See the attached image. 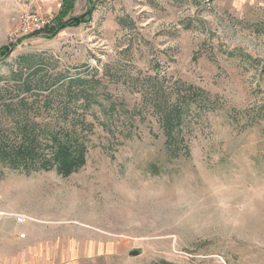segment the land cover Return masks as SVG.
Here are the masks:
<instances>
[{"label":"rangeland","instance_id":"obj_1","mask_svg":"<svg viewBox=\"0 0 264 264\" xmlns=\"http://www.w3.org/2000/svg\"><path fill=\"white\" fill-rule=\"evenodd\" d=\"M69 1L81 25L11 39L20 6L0 0V141L91 126L67 176L0 157V235L18 232L0 255L264 264V0Z\"/></svg>","mask_w":264,"mask_h":264},{"label":"trees","instance_id":"obj_2","mask_svg":"<svg viewBox=\"0 0 264 264\" xmlns=\"http://www.w3.org/2000/svg\"><path fill=\"white\" fill-rule=\"evenodd\" d=\"M64 3H69V0H63ZM69 7V5H68ZM67 11L63 8V4L57 16L54 19V25L49 29V34H55L65 28L79 26L84 23L88 18L90 11L86 15L79 17H73L67 20H63ZM9 53V48H0V61L3 60ZM81 96H84L82 93ZM85 101V100H84ZM85 107L84 103L82 102ZM180 116L181 108L174 107V113ZM91 126L86 123L82 125L78 132L74 135H66L63 131L56 129H50L42 124H36L33 126H24L25 132H31L27 134L20 142L15 144H7L0 141V157L5 159H11L13 163L21 161L28 166L30 171H50L52 169L57 170L59 173H63L67 176L73 172L79 170L85 164V157L88 151L86 145V139L80 134L89 131ZM169 143L166 141L165 144ZM170 143H172L170 141ZM12 148V150L9 149ZM175 158V157H174Z\"/></svg>","mask_w":264,"mask_h":264},{"label":"built area","instance_id":"obj_3","mask_svg":"<svg viewBox=\"0 0 264 264\" xmlns=\"http://www.w3.org/2000/svg\"><path fill=\"white\" fill-rule=\"evenodd\" d=\"M20 10L17 14L16 23L10 33L11 39H24L49 31L54 25L53 18L42 12L33 11V0H18ZM18 224L23 223L22 217H16ZM20 238L25 235L20 234Z\"/></svg>","mask_w":264,"mask_h":264},{"label":"crops","instance_id":"obj_4","mask_svg":"<svg viewBox=\"0 0 264 264\" xmlns=\"http://www.w3.org/2000/svg\"><path fill=\"white\" fill-rule=\"evenodd\" d=\"M61 0H33V11L34 12H42L45 14H51V12H54L55 10H57L59 12L60 10V2ZM58 3V4H57ZM57 4L55 9V5ZM19 5V3H18ZM59 9V10H58ZM57 12V13H58ZM3 230H2V236L0 235V250L4 249V251L10 252L12 251V249H14L16 247V241H15V234H17L18 232L16 231L17 229H15L14 225H10L5 224L2 226ZM16 231V232H15ZM31 231L30 227H27L25 229V232L27 234H29ZM31 250H33L34 252H39V247L37 246L36 248H32ZM2 251H0L1 253ZM13 258L11 257H4L0 255V264H10V262L12 261Z\"/></svg>","mask_w":264,"mask_h":264},{"label":"water","instance_id":"obj_5","mask_svg":"<svg viewBox=\"0 0 264 264\" xmlns=\"http://www.w3.org/2000/svg\"><path fill=\"white\" fill-rule=\"evenodd\" d=\"M138 255H139L138 252H133V253L130 254V256H132V257H136Z\"/></svg>","mask_w":264,"mask_h":264}]
</instances>
